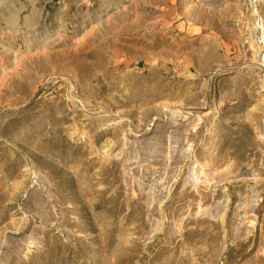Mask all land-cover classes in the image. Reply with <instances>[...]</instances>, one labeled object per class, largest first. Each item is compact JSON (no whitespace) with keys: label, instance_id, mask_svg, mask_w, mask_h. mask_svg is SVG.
I'll return each instance as SVG.
<instances>
[{"label":"rangeland","instance_id":"374dc122","mask_svg":"<svg viewBox=\"0 0 264 264\" xmlns=\"http://www.w3.org/2000/svg\"><path fill=\"white\" fill-rule=\"evenodd\" d=\"M0 264H264V0H0Z\"/></svg>","mask_w":264,"mask_h":264}]
</instances>
